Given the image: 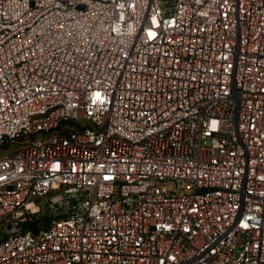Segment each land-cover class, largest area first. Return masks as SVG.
Segmentation results:
<instances>
[{
	"label": "built area",
	"instance_id": "1",
	"mask_svg": "<svg viewBox=\"0 0 264 264\" xmlns=\"http://www.w3.org/2000/svg\"><path fill=\"white\" fill-rule=\"evenodd\" d=\"M0 264H264V0H0Z\"/></svg>",
	"mask_w": 264,
	"mask_h": 264
},
{
	"label": "trees",
	"instance_id": "2",
	"mask_svg": "<svg viewBox=\"0 0 264 264\" xmlns=\"http://www.w3.org/2000/svg\"><path fill=\"white\" fill-rule=\"evenodd\" d=\"M48 203V202H47ZM53 217V208L50 204L47 206L46 215L43 218L34 216L32 220H28L25 224L28 228L32 229L35 232H38L42 227H44L50 219Z\"/></svg>",
	"mask_w": 264,
	"mask_h": 264
},
{
	"label": "rangeland",
	"instance_id": "3",
	"mask_svg": "<svg viewBox=\"0 0 264 264\" xmlns=\"http://www.w3.org/2000/svg\"><path fill=\"white\" fill-rule=\"evenodd\" d=\"M48 202V199H44V200H41L39 202V205H40V210L37 212V214H35L36 216H38L39 218H43L44 215H46V212H47V206L49 204Z\"/></svg>",
	"mask_w": 264,
	"mask_h": 264
}]
</instances>
